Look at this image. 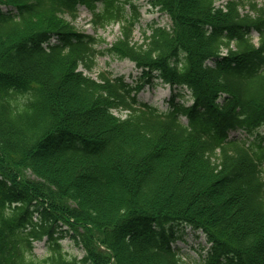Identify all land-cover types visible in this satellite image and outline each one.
<instances>
[{"label": "trees", "instance_id": "obj_1", "mask_svg": "<svg viewBox=\"0 0 264 264\" xmlns=\"http://www.w3.org/2000/svg\"><path fill=\"white\" fill-rule=\"evenodd\" d=\"M262 1L144 0L171 24L139 42L137 0H0V264H264ZM80 7L119 25L104 50ZM99 54L139 80L87 75ZM155 79L166 111L140 98Z\"/></svg>", "mask_w": 264, "mask_h": 264}, {"label": "rangeland", "instance_id": "obj_2", "mask_svg": "<svg viewBox=\"0 0 264 264\" xmlns=\"http://www.w3.org/2000/svg\"><path fill=\"white\" fill-rule=\"evenodd\" d=\"M246 3L251 1L258 2L262 4V0H243ZM137 2L142 3L141 12L142 19L141 22L137 25L134 39L136 41H142V31L143 28L147 26V24L152 23V21H156L159 25L169 26L171 24V19L165 13H160L156 9H151L144 0H137ZM100 7V5H99ZM248 9V8H246ZM79 14L76 18L72 19L70 16H66L68 21H71L76 28L82 32H87L95 37L99 38V44L97 49L104 50V48L108 47L114 40L119 36L120 30L118 24H108L107 27L97 26L95 27L92 23V13L86 9V7H80ZM254 35V41L257 42L258 35L256 33ZM101 72H112L114 75L124 74L126 76V80L129 82H133V80L138 79L141 75L140 70L135 67V63L129 61L128 59H118L108 54H99L96 60V66L93 70L85 71V73L93 78L99 80V74ZM171 88L168 84L162 83L160 79L154 80V85L146 84L144 90L140 92V98L143 100H147L149 103L153 105H157L160 107L162 111H166L169 108L168 99L171 96ZM182 98L178 96L176 101H181ZM191 102L187 103L188 105ZM118 115H125V112L119 113ZM264 132V129H263ZM183 237L178 238L177 246L182 249L184 255L188 254L194 260L199 259L200 251H203L202 255H205V250L207 248V239L201 231H194L191 227L184 226ZM61 243L64 245V250H66L71 255H77L78 257H82L84 255L82 249L75 243L72 242V239L68 234L64 238H62ZM35 244V254L39 257L46 256L48 252V244H46V238L40 241L34 242ZM205 247V248H202ZM201 249V250H200ZM190 258V259H191Z\"/></svg>", "mask_w": 264, "mask_h": 264}]
</instances>
